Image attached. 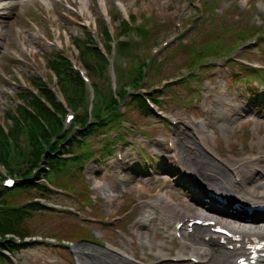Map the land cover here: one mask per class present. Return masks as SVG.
<instances>
[{"label":"rangeland","instance_id":"rangeland-1","mask_svg":"<svg viewBox=\"0 0 264 264\" xmlns=\"http://www.w3.org/2000/svg\"><path fill=\"white\" fill-rule=\"evenodd\" d=\"M14 1L19 6L15 10L12 8L3 10L5 5L0 4V115L9 106L15 107L17 86H25L24 79L26 80L27 76L36 74L50 80V72L46 69L45 60L51 53V46L58 50L63 49L67 58L76 59V51L72 43L76 38L82 37L76 27L78 22L81 21L82 24L88 22L92 29H95V20L101 17V13L107 12L108 15L114 16V7L122 10V15H134L138 23L141 21L149 28L150 37L147 42L140 44L134 50V54L144 61L157 44L173 36L184 34L186 18L189 14L197 13L188 8L187 0H84L83 2L81 0H50L49 3L43 0ZM14 1L5 2L6 7ZM202 2H204L202 12L205 15L197 21L194 29L188 30L183 38L187 40L188 46L195 43L199 50L204 45L210 48L217 47L216 54L219 53L220 56L224 54L223 49L243 46L244 49L235 53L237 57L242 54L244 59L252 63L258 60L264 63V52L262 51L259 55L255 50L257 46L249 43L252 37L258 38V47L261 48L264 38L262 39L258 34L264 30V0H202ZM215 8L220 11L215 12ZM177 22L182 23V30L175 28ZM110 23L112 30L116 33L117 22ZM244 34H246L245 40L235 41L237 36ZM98 39L104 43L100 35ZM114 39L117 42V38ZM130 39L137 40L133 36H130ZM178 42H174L153 59L148 68V74L143 80L144 87L149 88L151 85L156 87L162 80H169L181 74L182 68L189 65L193 55L179 48ZM164 58L166 59L163 61ZM114 60L117 70L125 73L138 64L136 61L116 55ZM154 61L155 64L152 67ZM162 61L163 63H160ZM209 63V65L208 63L202 65L200 79L192 80L189 84L186 82L184 86L179 84L168 89L165 93V103L161 106L162 110L173 112L178 118L183 116L188 121H191L192 116L195 117L194 122H189L192 128L190 131H187L186 127L180 128L183 130L182 137L194 142L192 134L201 130L204 147L210 151H216L228 164H235L241 159L257 154L263 155L264 105H255L257 94L262 91L255 89L252 82L253 80L263 81L264 70L248 71L249 74L243 72L245 75L240 74V80L238 77L232 80L240 70L238 66L229 64L231 66L227 68L219 67L215 60H210ZM155 69H158V72ZM107 76L106 71L103 77L107 78ZM103 81V78L93 79L98 86ZM261 84L264 85V82L259 83ZM224 86L228 89V93L222 100L219 98V93ZM247 92L251 96V101L247 97ZM88 99L87 96L84 103ZM94 102L99 105L101 100L97 98ZM231 104L234 109L231 108ZM125 106H127V112L122 120L123 126L128 127L130 122L136 126L137 130L124 133L122 142L113 144L112 154L105 155L103 163H99L97 167L92 162L86 164V176L89 178V172L95 173L102 184L101 189H94L92 182L83 181L82 175L78 174L65 178L59 177L57 181L63 180V184L53 182L54 185L62 188L70 185L74 197L67 193L50 195L48 196L50 202L60 204L63 209L57 212H31L23 217L21 226L28 231L27 235L31 239L25 249L14 255L18 264H74L73 256L70 252L68 253L66 247L68 243H72L71 246L77 258L78 251L84 252L80 260L82 264H94L91 259L99 254L107 260L108 251L104 250L106 247L113 248L115 251H126L129 256L133 255L139 260H155L157 257L153 255L147 257L150 251L144 248L145 242L153 244L152 254L157 253L155 246L159 245L164 248L161 253L166 255H172L180 247V243L174 241L170 235L166 237L165 234L168 232L155 236V230L158 227L155 222L147 226L148 228L137 229L138 219H141L146 212L145 209L136 208L139 205V199L156 200L157 196L162 194L171 198L183 210L188 211L189 215L204 212V209L194 201L192 194L188 192L185 182L178 179L171 170L169 164L171 162L168 161L170 155L161 142L162 135L165 136L168 132L166 121L142 117L139 111L129 104L128 98ZM218 107L231 110L229 120H221L222 118L217 117ZM203 120L206 123L205 128L199 129L198 122ZM221 124L227 126L225 131L221 129ZM116 125L111 124V127H117ZM105 130L107 131L94 135V138L90 139L89 143L94 145L93 150L101 149L106 144L105 139L110 141L115 137L114 129L106 128ZM181 138L176 137V140L180 141ZM191 141L188 142V152L195 149V145L193 147L189 145ZM114 151L124 152L125 158L130 159L134 156L132 165L127 167L123 163H118L113 155ZM188 156L190 157L191 154ZM205 157L210 160L207 156ZM147 165L150 166L153 175L147 174ZM124 170H127L129 180L121 186L115 174ZM252 171L253 166H247L246 176L249 177ZM184 172L189 174L188 165L185 166ZM91 178L93 181L92 176ZM249 182L246 189H254L256 182L253 179ZM257 183L264 184V181L258 180ZM262 190V188L257 189L258 192ZM140 196L143 197L140 198ZM35 197H38L35 191L15 190L9 192L6 199L9 207L20 208ZM89 199L92 201L87 209L85 203ZM66 207H74L78 214L65 213L68 212L65 211ZM130 208H132L131 215L128 216L126 211ZM169 215L172 218L173 214ZM121 216H123L122 219L115 225L109 224L110 220ZM134 230L138 231L137 237L133 235ZM80 238L85 240L78 241ZM99 243L102 245L98 246ZM86 253H94V255ZM218 253L219 250L214 252V259L220 257L217 256L220 255Z\"/></svg>","mask_w":264,"mask_h":264},{"label":"trees","instance_id":"trees-1","mask_svg":"<svg viewBox=\"0 0 264 264\" xmlns=\"http://www.w3.org/2000/svg\"><path fill=\"white\" fill-rule=\"evenodd\" d=\"M99 24L104 36L109 39V35L103 23L101 22ZM118 27L120 30L119 34L126 35L133 30L126 22L122 21H120ZM83 31L86 35V40H75V44L80 50V61L90 76L101 77L106 70V62L94 47V43L89 37V34L85 30ZM135 31L139 33L142 40H147L148 33L146 31L142 29H136ZM133 47L134 46L130 45V43H120L118 45V51L124 56H131L129 52ZM180 48L193 54L191 62L193 65H198L201 60L215 55V51L207 47H203L199 50L195 43L192 44V46H181ZM229 51L230 49H228V51L226 50V53ZM45 63L47 68L54 74L57 84L68 103L76 109L83 107L86 104L84 100L87 95V89L84 87L79 75L72 70L67 57L60 52L53 51L45 60ZM29 81L31 85L38 90L39 97L44 98L56 112L63 113L61 106L56 102L46 84L38 76H31ZM123 84L131 86L132 90L139 88V86L143 84L139 69L136 68L134 71L130 72L126 82ZM93 92L94 97L100 98L101 103L99 106H94L91 119L88 120L87 112L84 111L77 123L69 130L65 131L63 130L62 122L55 117L54 113H52L46 105L41 103L40 100L33 95L31 90L22 89L19 91L18 99L22 104L17 105L16 108L7 109L5 114V119L10 122L9 135L12 138L11 146L7 144V138L4 136L0 124V160L2 163L6 164L5 157L9 154L10 150L13 151L10 158L11 163L6 165L17 167L16 172L18 175L25 178L26 183L22 185V189L31 190L36 188L43 196L49 194L44 187H37L28 179L34 168H38V165L44 161L49 166L54 179L65 175L64 170H70V162L80 165L81 161L83 159H88L90 155L81 153L80 156L75 155L70 161H62L60 158L56 157V155H59V148H63V144L70 145V142H73V144L75 143L80 149L85 148L84 138L87 135H97L107 127L111 128V124L121 118L118 113L119 104L113 98V93L108 84H103L101 87L93 84ZM118 93L122 99L127 96L123 90H120ZM130 98L131 102L136 105L142 115L151 116L146 104L138 95H132ZM40 120L50 125L53 131L50 133L46 130ZM72 132H75L78 137H80L81 142L77 143L73 137L70 136ZM52 138H56V141L53 143H51ZM41 141L44 142L46 149L41 147ZM26 151L28 153H26ZM24 156H26V160H23ZM22 164L24 166H22ZM79 167L80 170L81 166ZM0 197H2L0 201L1 204H7L2 193H0ZM25 209L40 211L45 208L34 201L21 209L5 206L3 209H0V234L11 232L22 236L24 233H22L19 224L23 216L27 215ZM7 247L10 251L17 249L14 244H9ZM3 248L4 246L0 243V261L5 263L6 261L8 262V260L6 256L1 254Z\"/></svg>","mask_w":264,"mask_h":264},{"label":"bare ground","instance_id":"bare-ground-1","mask_svg":"<svg viewBox=\"0 0 264 264\" xmlns=\"http://www.w3.org/2000/svg\"><path fill=\"white\" fill-rule=\"evenodd\" d=\"M9 1H13V0H0V4H4L5 6L2 8L3 10L6 8H12V9H16L18 8V3L16 1L13 2V4H10L9 7H6L5 2H9ZM47 3L50 2V0H43ZM82 2L84 0H81ZM217 117L218 118H222L221 120H229L230 115H231V110L224 108V107H218L217 108ZM221 129H223L224 131L227 129V126L225 124H221ZM195 139L196 140H203V138L201 137V135H197L195 134ZM198 141V142H199ZM194 143L196 144V141H194ZM200 145V144H199ZM201 146V145H200ZM181 150L183 151V153H186L184 145H181ZM191 153V152H190ZM189 154V152H188ZM192 156H195V160L193 162H191L190 164L188 163L189 167H194L197 169V175L199 177H201V179L203 180V183L206 184L207 186H211L213 187L214 190H219V191H229L230 193L234 194L235 196L241 197L242 200L249 202V204H254V203H263L264 202V192L263 193H259L256 192V189L254 190H245L244 193L242 194L241 192H237V189H235V187L233 185H230V179L228 178L229 174L226 170H224L223 168H221L220 166L214 164L212 161L208 160L206 157H204L200 151H194L193 153H191ZM183 155V154H182ZM180 178L179 179H184L185 181H188V179L184 178L185 176L183 174H179ZM253 178H251L252 180ZM192 183V182H191ZM193 185V183H192ZM227 185L230 187V189L227 187ZM198 186V185H197ZM261 185L258 184L257 187H260ZM143 196H140V198H142ZM152 199V198H150ZM140 200H144V199H139ZM160 202V201H159ZM158 202V203H159ZM162 202L164 204V209L166 211L168 210H177L179 209V207H177L175 204H172L169 200L162 199ZM146 207H150V205H148L147 202H144ZM155 204V203H154ZM152 204V205H154ZM158 206V205H156ZM180 211V209H179ZM179 211H176V214H178V220L174 221L175 222H181L182 218L188 217L186 216H182L180 215ZM185 214L188 213V211H184ZM203 215H209V216H213V214H215L214 212L212 213L209 210H206L205 212L202 213ZM181 217V218H179ZM173 223V225H175ZM231 228L235 231H237L239 234H241L242 236H246L248 234L251 233H264L263 231L260 230H256L252 227L249 226V224H241V223H234V224H230ZM143 227V226H142ZM160 235L158 233L157 230H155V236ZM205 235V234H204ZM200 238V234L198 233L195 236V243L193 245H198V246H203L201 245L202 243L199 241ZM157 253L151 254L147 257H151L152 255L157 257L155 260L154 259H147V262H151V261H157L159 259L160 263L159 264H191V263H185V262H180V263H176L178 261H184V257L182 255V252L176 257V262H164V259H169L167 257H169L168 255H161V251L164 250L163 247H159V245L155 246ZM86 250V249H85ZM151 253L154 252V246H151V249H149ZM155 250V251H156ZM182 250H184V248H182ZM208 252H210V250H207ZM235 253L234 250L232 251H221V255L220 258H216L214 259L212 254L211 256H209V258L207 260H200L198 264H229L230 263V259L232 258L233 254ZM87 254V253H86ZM200 254V253H197ZM84 255V252L82 250H80L79 252V259L81 260V256ZM88 255H94V253H88ZM101 255V256H100ZM106 258H108L107 260L104 259L102 254H99L97 256H95V258H92L91 260L94 261V264H127L126 261L122 260L120 257L119 253H115L114 255H112V251L109 250L108 253L106 254ZM194 257L198 258L196 256V254H193ZM82 264V262H80ZM129 264V263H128Z\"/></svg>","mask_w":264,"mask_h":264}]
</instances>
